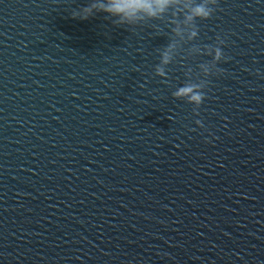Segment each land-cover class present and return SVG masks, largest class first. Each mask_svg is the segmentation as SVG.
Listing matches in <instances>:
<instances>
[{
    "label": "water",
    "instance_id": "water-1",
    "mask_svg": "<svg viewBox=\"0 0 264 264\" xmlns=\"http://www.w3.org/2000/svg\"><path fill=\"white\" fill-rule=\"evenodd\" d=\"M99 2L0 0V264H264V0L183 41L204 0L75 17Z\"/></svg>",
    "mask_w": 264,
    "mask_h": 264
},
{
    "label": "clouds",
    "instance_id": "clouds-1",
    "mask_svg": "<svg viewBox=\"0 0 264 264\" xmlns=\"http://www.w3.org/2000/svg\"><path fill=\"white\" fill-rule=\"evenodd\" d=\"M181 4H191V0H101L99 3L91 5L82 13L75 17L88 19L95 11L99 10L115 17L120 24L131 25L145 19L156 20L169 13L170 10L180 7ZM219 4V0H204L203 3L195 4L186 9L187 14L184 16L183 25L178 24L174 30L178 41L185 39L193 40L198 36L194 25L198 21L208 20L214 15V11ZM191 28L190 31H185ZM225 40L219 39L217 45L211 47L208 55L211 56L210 64L203 66L206 75H220L221 70L218 65L222 61H226L223 47ZM177 48V44H171L168 49L162 53V62L168 64L173 59V52ZM177 99L185 100L189 104L199 109L207 99L206 93L200 86L187 85L179 88L176 92ZM196 124L203 128L204 125L200 120Z\"/></svg>",
    "mask_w": 264,
    "mask_h": 264
}]
</instances>
